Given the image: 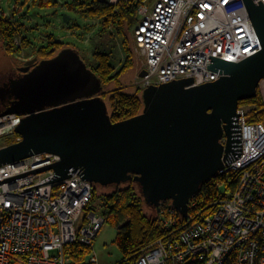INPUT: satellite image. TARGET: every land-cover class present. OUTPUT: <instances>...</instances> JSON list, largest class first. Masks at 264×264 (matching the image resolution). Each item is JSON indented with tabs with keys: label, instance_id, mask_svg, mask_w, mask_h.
<instances>
[{
	"label": "built area",
	"instance_id": "built-area-1",
	"mask_svg": "<svg viewBox=\"0 0 264 264\" xmlns=\"http://www.w3.org/2000/svg\"><path fill=\"white\" fill-rule=\"evenodd\" d=\"M119 1L130 0H108ZM135 1L132 38L142 62L139 72L145 71L138 77L141 91L180 78L192 77L197 86L213 82L225 74L207 69L209 56L237 63L261 49L243 0ZM253 1L264 6V0ZM252 109L238 105L241 155L228 166L222 160L217 174L236 176L233 191L208 213L192 211L195 203L189 201L181 216L171 204L162 210L168 201L161 203L156 214L172 230L144 248L135 264H264V125L250 120ZM22 117L0 116V141L12 137L0 149L21 141L14 129ZM226 140L223 135L224 148ZM58 161L43 153L2 164L0 180ZM79 170L52 183L42 184L55 174L48 170L0 184V264H73L65 246L78 242L91 249L104 220L86 211L96 187L81 179ZM80 264L99 263L92 256Z\"/></svg>",
	"mask_w": 264,
	"mask_h": 264
},
{
	"label": "water",
	"instance_id": "water-1",
	"mask_svg": "<svg viewBox=\"0 0 264 264\" xmlns=\"http://www.w3.org/2000/svg\"><path fill=\"white\" fill-rule=\"evenodd\" d=\"M243 3L260 50L237 63L209 56L207 69L225 74L213 82L197 86L190 77L149 85L141 93V113L123 121H111L99 82L73 51L63 48L31 70L36 58L16 67L21 76L0 87V101H6L0 116H23L14 129L21 141L0 149V165L43 153L59 161L0 184L48 170L55 174L42 184L52 183L80 169L97 196L132 180L147 206L170 201L186 216L190 199L218 174L222 160L228 166L241 155L236 110L256 97L264 80V6Z\"/></svg>",
	"mask_w": 264,
	"mask_h": 264
},
{
	"label": "trees",
	"instance_id": "trees-1",
	"mask_svg": "<svg viewBox=\"0 0 264 264\" xmlns=\"http://www.w3.org/2000/svg\"><path fill=\"white\" fill-rule=\"evenodd\" d=\"M33 2H37L41 7L58 6L56 0H33ZM64 5L70 12L79 17L96 20L100 27V35L109 33L120 39V45L125 55L120 66L114 64V56L111 52L101 48L94 49L91 54L93 65L87 66L99 82L101 99L105 101V98L108 97V114L111 121L115 123L140 114L143 108L141 98L137 93L123 92L119 86L120 77L134 66L129 47L130 42L126 33L130 34L133 43L132 33L138 22L136 1H119L112 5L108 0H70ZM16 39H19L18 44ZM47 40V46L35 49L34 44L19 31L12 18L0 17V45L6 55L19 56L23 51L32 48L35 49L34 58L40 61L49 60L53 57L54 52L61 51L65 44L56 41L53 36H48ZM67 49L78 54L74 49ZM111 83L115 84V88L105 91V88ZM239 104L252 106L250 120L264 125V101L259 90H257L255 98ZM236 180V176L233 174L216 175L203 183L196 195L190 200V203H195L192 211L210 212L213 203L227 198L233 191ZM125 185L127 186L124 188H121V185L113 187L114 190L108 194L97 196L94 192L90 207L86 211H95L103 218L105 224L116 230L114 244L121 253V259L116 263L135 264L137 257L144 248L166 237L172 229H165L163 218H159L157 214L154 217L145 214L144 206L146 204L132 180ZM168 204H171L170 201L163 203L162 210ZM159 209L157 208L156 212ZM190 212L189 209L188 213ZM178 216V213H175V217L178 218ZM89 252L88 247L78 242L64 247L66 260L73 264L84 263Z\"/></svg>",
	"mask_w": 264,
	"mask_h": 264
},
{
	"label": "rangeland",
	"instance_id": "rangeland-1",
	"mask_svg": "<svg viewBox=\"0 0 264 264\" xmlns=\"http://www.w3.org/2000/svg\"><path fill=\"white\" fill-rule=\"evenodd\" d=\"M56 1L58 6L48 8L39 6L33 0H0V12L15 21L19 31L31 40L35 49L47 46L48 36H53L56 41L65 44L63 48L75 49L80 59L88 67L93 65L91 54L95 48L106 49L111 52L114 56V64L120 66L125 56L120 45V39L109 33L100 35V27L96 20L85 19L70 12L64 5L70 0ZM147 5L150 8L151 2L148 1ZM65 18H68V21H65ZM126 36L130 42L129 47L132 52L134 66L120 77L119 86L123 92L128 94L137 93L141 98L142 91L137 88V82L142 62L135 50L130 34L126 33ZM16 42L18 44L19 39H16ZM35 49H27L19 56H10L3 52L0 45V81L7 75L17 72V68L23 67V63L26 61L32 60ZM59 52H54L53 57ZM34 61L39 62L40 60L36 58ZM114 88L115 84L111 83L105 88V91ZM258 90L264 101V80L260 83ZM105 101L107 109H109L108 97L105 98ZM11 140L12 137H7L2 139L0 144H8ZM144 212L148 216L154 217L156 215V209L147 205L144 206ZM115 235L116 230L104 223L95 236L86 259L96 256L99 264H114L119 261L121 253L114 244Z\"/></svg>",
	"mask_w": 264,
	"mask_h": 264
},
{
	"label": "flooded vegetation",
	"instance_id": "flooded-vegetation-1",
	"mask_svg": "<svg viewBox=\"0 0 264 264\" xmlns=\"http://www.w3.org/2000/svg\"><path fill=\"white\" fill-rule=\"evenodd\" d=\"M39 62H33L31 65H30V70L35 67ZM22 73L19 72V70H17V72L15 73H11L9 75H7L3 80L0 81V87L4 86L5 84H7L11 79H15L19 76H21ZM6 104V101L4 102H1L0 101V111L4 109V106Z\"/></svg>",
	"mask_w": 264,
	"mask_h": 264
}]
</instances>
